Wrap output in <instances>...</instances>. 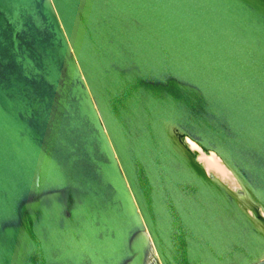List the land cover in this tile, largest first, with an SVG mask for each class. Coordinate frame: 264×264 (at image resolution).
<instances>
[{"label":"water","instance_id":"water-1","mask_svg":"<svg viewBox=\"0 0 264 264\" xmlns=\"http://www.w3.org/2000/svg\"><path fill=\"white\" fill-rule=\"evenodd\" d=\"M0 264H264V0H0Z\"/></svg>","mask_w":264,"mask_h":264},{"label":"bare ground","instance_id":"bare-ground-1","mask_svg":"<svg viewBox=\"0 0 264 264\" xmlns=\"http://www.w3.org/2000/svg\"><path fill=\"white\" fill-rule=\"evenodd\" d=\"M189 146L191 149L197 150L196 157L207 172L212 173L220 178L230 188H237L238 184L235 178L231 175L230 171L221 163L218 157H216L212 152L208 154L204 153L192 142L189 143Z\"/></svg>","mask_w":264,"mask_h":264},{"label":"rangeland","instance_id":"rangeland-1","mask_svg":"<svg viewBox=\"0 0 264 264\" xmlns=\"http://www.w3.org/2000/svg\"><path fill=\"white\" fill-rule=\"evenodd\" d=\"M227 170V169H226Z\"/></svg>","mask_w":264,"mask_h":264}]
</instances>
